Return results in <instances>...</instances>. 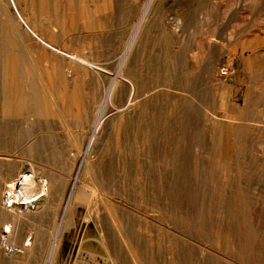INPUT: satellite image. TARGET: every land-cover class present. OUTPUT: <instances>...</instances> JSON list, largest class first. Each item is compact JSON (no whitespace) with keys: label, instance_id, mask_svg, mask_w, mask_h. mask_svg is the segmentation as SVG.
I'll return each mask as SVG.
<instances>
[{"label":"rangeland","instance_id":"374dc122","mask_svg":"<svg viewBox=\"0 0 264 264\" xmlns=\"http://www.w3.org/2000/svg\"><path fill=\"white\" fill-rule=\"evenodd\" d=\"M15 3L0 4V207L31 169L38 191L8 208L32 222L0 219V264H264V0ZM28 238L32 254L5 252Z\"/></svg>","mask_w":264,"mask_h":264},{"label":"bare ground","instance_id":"6f19581e","mask_svg":"<svg viewBox=\"0 0 264 264\" xmlns=\"http://www.w3.org/2000/svg\"><path fill=\"white\" fill-rule=\"evenodd\" d=\"M9 1V3H11V2H13L14 4H16L15 3V0H8ZM6 2V0H0V4H2V5H4V3ZM25 2V1H24ZM147 4V3H146ZM152 4V3H151ZM80 5V4H79ZM28 6H30V5H28ZM82 6H84V4H82ZM5 8H4V10L3 11H1V22H0V24H1V26L0 27H2L3 29H7V27H8V21H9V15H8V12H7V10H6V6H4ZM81 7V6H80ZM100 7V6H99ZM129 7V6H128ZM25 8V7H24ZM100 8H102V7H100ZM105 8V7H104ZM103 8V9H104ZM92 9H94V8H92ZM96 10H97V8H95ZM106 9V8H105ZM104 9V10H105ZM29 10H31V9H29ZM102 10V9H101ZM125 10V9H124ZM131 11V10H130ZM146 11V10H145ZM19 14V13H18ZM80 14V13H79ZM86 14V13H85ZM64 15V14H63ZM73 15H74V13H73ZM126 15V14H125ZM85 16V15H84ZM148 16V15H147ZM74 17V16H73ZM86 17L87 16H85V19H86ZM90 17V16H89ZM124 17V16H123ZM127 17V16H126ZM139 18H140V16H139ZM151 20V19H150ZM21 21L23 22V24L25 25V27L30 31V32H32L35 36H37V38H39L43 43H45V44H49V41L47 42V41H45L42 37H40L34 30H32L31 29V27H29L28 26V24L26 23V21L22 18L21 19ZM73 21V20H72ZM86 21V20H85ZM88 21V20H87ZM144 21V20H143ZM199 21V20H198ZM79 22V21H78ZM48 23H49V21H48ZM90 23H91V21H90ZM138 23V22H137ZM144 23V22H143ZM178 23H179V21H178ZM73 24V23H72ZM81 24V23H80ZM88 24V23H87ZM52 24H50L49 26H51ZM137 25V24H136ZM135 25V26H136ZM15 26V25H14ZM13 26V27H14ZM141 26V25H140ZM12 27V28H13ZM72 27V26H71ZM144 27V26H143ZM54 28V27H53ZM55 28H56V26H55ZM137 28V27H136ZM140 29H141V27H139ZM11 29V28H10ZM63 29V28H62ZM134 29V28H133ZM144 29V28H143ZM48 30V29H47ZM96 30V29H95ZM139 30V29H138ZM138 30H137V32H138ZM7 31V30H6ZM144 31V30H143ZM26 33H27V31H25ZM24 32V33H25ZM65 32V31H64ZM10 33V32H9ZM139 33V32H138ZM5 34V33H4ZM3 34V35H4ZM7 34H8V32H7ZM139 35V34H138ZM5 36V35H4ZM8 36V35H7ZM134 36V35H133ZM12 37V36H11ZM136 37L137 38H139V36H137L136 35ZM14 38V37H13ZM6 39H8V37H6ZM143 39V38H142ZM4 40V39H3ZM18 40V39H17ZM47 40V39H46ZM13 41H14V39H13ZM134 41H135V38H134ZM133 41V42H134ZM7 42H8V40H7ZM16 42V41H15ZM129 42V41H128ZM132 42V41H131ZM227 42V41H226ZM137 43H139V41L137 42ZM6 44V43H5ZM10 44V43H9ZM130 44V43H129ZM134 44H136L135 42L134 43H132V47H133V45ZM140 44V43H139ZM7 45V44H6ZM17 45V44H16ZM18 45H19V43H18ZM19 46H21V45H19ZM139 46V45H138ZM6 47H8V46H6ZM16 47H18V46H16ZM51 47V46H50ZM136 47H137V45H136ZM20 48V47H19ZM131 50L132 49H134V48H131V46L129 47ZM128 48V49H129ZM6 49V48H5ZM54 49V48H53ZM129 49V50H130ZM136 49V48H135ZM58 50V49H57ZM121 50V49H120ZM25 51V50H24ZM126 51H128V50H126ZM125 52V51H124ZM133 52V55H134V51H132ZM36 53V52H35ZM4 54V53H3ZM64 54H66V53H64ZM69 54V53H68ZM18 55V54H17ZM121 55V54H120ZM128 55V54H127ZM132 55V56H133ZM79 56V55H78ZM123 56V55H122ZM130 57H131V54L129 55ZM1 57V56H0ZM69 59L67 60L68 62H67V69H68V71L69 72H75L76 71V68H74V64L73 63H75L74 62V60H77L79 57H77V55L75 54V53H71V55H69ZM128 57V56H127ZM129 57V58H130ZM34 58V57H33ZM126 58V57H125ZM2 59V58H1ZM19 59V58H18ZM38 59H40L39 57H38ZM49 59V58H48ZM54 59V58H53ZM135 59V58H134ZM133 59V60H134ZM20 60H22V59H20ZM126 60V59H125ZM130 60V59H129ZM3 61H5L4 60V58H3ZM7 63L8 64H11V65H16L17 64V66H24V65H22L23 63H22V61H18L17 63L15 62V60L13 61L12 59H10V61H9V58H7ZM25 61V60H24ZM61 61V60H60ZM80 61V60H79ZM118 61V60H117ZM127 61V60H126ZM48 62V61H47ZM59 62V61H58ZM25 63V62H24ZM52 63V62H51ZM80 63V62H79ZM115 63H116V61H115ZM131 63H132V61H131ZM30 64V63H29ZM32 64V63H31ZM48 64V63H47ZM62 64H63V62H62ZM84 64H85V62H84ZM89 64V63H88ZM122 64H124V66H125V64L126 63H123L122 62ZM122 64H120V65H122ZM127 64H128V62H127ZM138 64V63H137ZM27 65V64H26ZM34 65V64H33ZM90 65V64H89ZM116 65H119V64H116ZM138 65H140V64H138ZM38 66V65H37ZM76 66V65H75ZM86 66V65H85ZM91 66V65H90ZM89 66V67H90ZM127 66H129V65H127ZM137 66V65H136ZM25 67V66H24ZM33 67V66H32ZM42 67H44V66H42ZM91 67H93V66H91ZM117 67V66H116ZM38 69H39V67H37ZM41 68V67H40ZM47 68V67H46ZM52 68H54V67H52ZM79 68V67H78ZM118 68V67H117ZM129 68V67H128ZM127 68V69H128ZM135 68V67H134ZM140 68H141V66H140ZM26 69V68H25ZM83 69V71L85 70L84 68H82ZM97 69H98V67H97ZM126 69V68H125ZM41 70H42V68H41ZM46 70V69H45ZM45 70H44V72H45ZM59 70V69H58ZM65 70V69H64ZM130 70V69H129ZM23 71H24V69H23ZM38 71V70H37ZM60 71V70H59ZM134 71V70H133ZM142 71H143V69H142ZM39 72V71H38ZM56 72V71H55ZM144 72V71H143ZM142 72V73H143ZM43 73V72H42ZM59 74H60V72H58ZM128 73H131V72H129L128 71ZM146 73V72H145ZM148 73V72H147ZM61 74H62V72H61ZM82 74V73H81ZM80 75V74H79ZM15 76V75H14ZM29 76L30 75H28V73H27V78H29ZM54 76V75H53ZM56 76H57V74H56ZM61 76V75H60ZM130 76V75H129ZM31 77V76H30ZM39 77V76H38ZM51 77V76H50ZM58 77V76H57ZM71 77H73V76H71ZM82 77V76H81ZM125 77V76H124ZM139 77V76H138ZM40 78V77H39ZM45 78H46V76H45ZM49 78V77H48ZM60 78V77H59ZM58 78V79H59ZM78 78H79V76H78ZM123 78V77H122ZM133 78H135V77H133ZM137 78V77H136ZM144 78V77H143ZM34 79H35V77H34ZM62 79V78H61ZM71 79V78H70ZM125 79H127V78H125ZM146 79V78H145ZM5 80V79H4ZM15 80V79H14ZM14 80H13V83H14ZM21 80V79H20ZM29 80H30V78H29ZM44 80V79H43ZM47 80V79H46ZM51 80V79H50ZM49 80V81H50ZM54 80V79H53ZM52 80V81H53ZM55 80H56V78H55ZM18 81V80H17ZM16 81V82H17ZM31 81V80H30ZM116 81H117V79H116ZM125 81V80H124ZM136 81H138V79H136ZM140 81V80H139ZM29 82V81H28ZM41 82V81H40ZM58 82V81H57ZM68 82V81H67ZM70 82V81H69ZM37 83V82H36ZM49 83V82H48ZM55 83V82H54ZM76 83H77V81H76ZM117 83H119V82H117ZM142 83V82H141ZM30 84V83H29ZM33 84V83H32ZM73 84V83H72ZM130 84H132V83H130ZM135 84H137V83H135ZM134 83H133V85H135ZM34 85V84H33ZM37 85V84H36ZM20 86V85H19ZM61 86V85H60ZM121 86V85H120ZM40 87V86H39ZM62 87V86H61ZM5 88V87H4ZM112 88H113V86H112ZM135 89V88H134ZM110 90V89H109ZM28 91V90H27ZM54 91V90H53ZM115 91H117V90H115ZM133 91V90H132ZM49 92V91H48ZM36 92H34V94H35ZM110 93V92H109ZM25 94H27V93H25ZM30 94H32V93H30ZM60 94V93H59ZM36 95V94H35ZM30 96H32V95H30ZM62 96V95H61ZM60 96V97H61ZM14 97V96H13ZM29 97V96H28ZM35 97V96H34ZM37 97V96H36ZM113 97H115V96H113ZM30 98V97H29ZM29 98H26V99H29ZM32 98V97H31ZM55 98V97H54ZM17 100H18V98H16ZM107 99H108V97H107ZM113 99V98H112ZM30 100V99H29ZM81 100V99H80ZM110 100V99H109ZM27 101V100H26ZM54 101V100H53ZM112 101V100H111ZM31 102V101H30ZM132 102V101H131ZM130 102V103H131ZM37 103H38V101H37ZM109 103V102H108ZM112 103V102H111ZM15 105V104H14ZM82 105V104H81ZM81 105H80V107H81ZM19 107V106H18ZM29 107H30V105H29ZM35 107V106H34ZM105 107V106H104ZM121 108V107H120ZM44 109V108H43ZM14 110H15V108H14ZM30 111V110H29ZM102 111V110H101ZM98 112V111H97ZM104 112V111H103ZM95 113V112H94ZM24 115V114H23ZM25 116V115H24ZM33 116V115H32ZM122 116V115H121ZM11 117V116H10ZM28 117V116H27ZM97 118H98V116H97ZM100 118V117H99ZM98 118V120H97V122H96V124L95 125H98V123H99V119ZM101 122V121H100ZM94 125V124H93ZM27 127V126H26ZM95 128V127H94ZM98 129V128H97ZM86 134V133H85ZM94 134H96L95 132H94ZM88 135V134H87ZM86 135V136H87ZM85 136V137H86ZM84 137V136H83ZM90 137H91V134H90ZM80 141V140H79ZM94 141V140H93ZM91 142V141H90ZM89 142V143H90ZM117 142V141H116ZM78 143V142H77ZM81 144H82V142H81ZM91 144V143H90ZM75 146V145H74ZM89 146V145H88ZM80 148V147H79ZM116 148V147H115ZM81 150V149H80ZM84 156H85V154H84ZM99 158V157H98ZM96 159V158H95ZM92 160H94V159H92ZM91 162H93V161H91ZM90 162V163H91ZM97 162V161H96ZM94 163V162H93ZM41 164V163H40ZM98 164V163H97ZM82 165V164H81ZM95 165V164H94ZM100 164H98V166H99ZM100 167V166H99ZM98 167V168H99ZM97 167H95V169H96ZM90 170H91V172L93 173V175L96 177V174H95V170L93 171L91 168H89ZM52 170V169H51ZM86 170V169H85ZM96 171H99V170H97L96 169ZM34 173V174H33ZM51 173V172H50ZM103 173V172H102ZM33 175L35 176V172H32V169L30 170V171H27L24 175H18V177H16L15 178V180L14 181H16V180H18V186H19V188H21V190H20V192L22 193V195H23V197L25 198V202L28 204V202L30 201V199H31V196H33L38 190L36 189L37 187H38V183L35 181V179H33ZM92 175V176H93ZM4 176H6L5 174H4ZM104 176V175H103ZM110 176H112V175H110ZM3 177V176H2ZM36 177V176H35ZM105 177V176H104ZM4 178V177H3ZM97 178V177H96ZM95 179V178H94ZM99 179V178H98ZM102 179V178H101ZM105 179H106V177H105ZM111 179H112V177H111ZM41 180V179H40ZM93 180V179H92ZM97 180V179H96ZM103 180V179H102ZM13 181V182H14ZM42 181V183H43V181L44 180H41ZM98 182H99V180H97ZM106 181V180H105ZM107 182H108V180H107ZM3 183H5V181L3 180V179H1L0 180V191H1V189H2V185H3ZM64 183V182H63ZM101 183V182H100ZM20 184V185H19ZM9 184L7 183V186H8ZM37 185V186H36ZM102 185V184H101ZM85 186V185H84ZM105 186V185H104ZM99 187V186H98ZM101 187V186H100ZM43 188V191L46 189L45 187H42ZM96 188V187H95ZM102 188V187H101ZM83 189H86V188H83ZM91 189H93V188H91ZM100 189V188H99ZM37 190V191H36ZM42 190V189H41ZM96 190V189H95ZM92 191H94V190H92ZM98 191V190H97ZM42 192V191H41ZM45 192V191H44ZM82 192V191H81ZM85 192V191H84ZM5 193V192H4ZM87 193V192H86ZM91 193V192H90ZM89 193V194H90ZM94 193H96V191L94 192ZM94 193H92V195H94ZM88 194V198H86L87 200H88V202L90 201V195ZM82 195H84V194H82ZM97 195V194H96ZM3 196H4V194H3ZM75 196V195H74ZM76 197V196H75ZM87 197V196H86ZM100 198H102V197H100ZM104 199V198H103ZM47 203V202H46ZM92 203V202H91ZM87 204V203H86ZM93 204V203H92ZM47 205V204H46ZM88 205V204H87ZM91 205V204H90ZM1 208V207H0ZM15 208V207H14ZM13 208V209H14ZM43 208V207H42ZM43 209H45V208H43ZM42 209V210H43ZM13 211V210H12ZM18 211V213H10L9 211H8V208L6 209V207L4 208L3 207V209L1 208V212H0V219H7V221L8 220H10V218H11V220L12 221H10L11 223H13L14 225H19L21 222H22V220H26V219H28V218H30L31 219V222H32V218L31 217H26L27 216V214L23 211V212H20L19 210H17ZM34 212H36V211H34ZM40 212V211H39ZM108 212V211H107ZM110 212H113V211H111L110 210ZM113 213H116V212H113ZM23 215H26V216H23ZM28 215H30V214H28ZM38 215V214H37ZM114 216H111L110 215V218H112V221L113 222H118V220H117V218H116V216L118 215H116V214H113ZM116 215V216H115ZM31 216V215H30ZM39 216V215H38ZM33 217H34V215H33ZM118 219H119V216H118ZM36 220V219H35ZM35 220H34V224H35ZM1 221V220H0ZM28 221V220H27ZM108 221V220H107ZM111 221V220H110ZM111 221V222H112ZM29 222H30V220H29ZM121 222V221H120ZM8 223V222H7ZM10 223V224H11ZM10 224H5L4 225V227H5V229H3L4 231L3 232H10L11 231V225ZM109 225H110V223H109ZM112 225H113V223H112ZM116 225H117V223H116ZM111 226V225H110ZM113 226H115V225H113ZM31 227H33V226H31ZM119 227V226H118ZM122 227H123V225H122ZM37 228V227H36ZM113 228V227H112ZM116 229V228H115ZM30 230H31V228H30ZM34 230H35V228H34ZM33 231V230H32ZM117 231V230H116ZM113 232V231H112ZM13 233V232H12ZM30 233H32V232H30ZM15 234V233H14ZM17 234V233H16ZM33 234V233H32ZM99 234V233H98ZM37 235V234H36ZM103 235V234H102ZM101 235V236H102ZM116 235V234H115ZM115 235H113V236H115ZM5 237H6V235H4ZM29 236H30V234H29ZM124 236V235H123ZM128 236V235H127ZM30 238H31V236H30ZM30 238H28L27 239V241L26 242H23L21 245H20V247H14L13 248V250L10 252L9 250H7L8 248L6 247V249H4L5 250V252H7V253H9V255H10V257L11 256H14V255H18L19 253H22L23 251H25V250H28V253L30 254H32V250H31V248H30V246L29 245H31V241H30ZM33 238V237H32ZM104 238V237H103ZM124 238V237H123ZM118 239V238H117ZM106 241V240H105ZM123 241H125V239L123 240ZM1 242V241H0ZM106 243V242H105ZM129 243V242H128ZM127 242H126V244H128ZM101 244H103V242H101ZM129 244H131V243H129ZM57 245V242H56V244H55V246ZM107 245V244H106ZM120 245V244H119ZM5 246H7V245H5ZM13 246V245H12ZM59 246V245H58ZM57 246V247H58ZM51 247V246H50ZM106 249H108V247L106 248ZM127 249H128V251H129V253H130V255H131V257L132 258H134L135 259V255H136V253L135 252H133L132 250H133V248L131 249V247H130V245L128 246L127 245ZM55 251H57V250H55ZM119 251V250H118ZM136 251V250H135ZM137 252V251H136ZM90 253V252H89ZM119 253V252H118ZM117 253V254H118ZM48 254V253H47ZM95 254V253H94ZM110 254V253H109ZM4 256L6 255V254H3ZM99 255V254H98ZM119 255V254H118ZM137 255H139V254H137ZM31 256V255H30ZM113 256V255H112ZM117 256V255H116ZM47 257V256H46ZM120 257V255L118 256V258ZM137 258V257H136ZM11 259V258H10ZM93 259V258H92ZM116 259V258H115ZM120 259V258H119ZM18 259H16V258H12V261L13 262H15V261H17ZM103 260V259H102ZM107 260V259H106ZM111 260V259H110ZM137 260V259H136ZM11 261V262H12ZM91 261V260H90ZM112 261V260H111ZM12 262V263H13ZM18 262V261H17ZM92 262V261H91ZM132 262H133V259H132ZM137 262H138V260H137ZM103 263V262H102ZM101 263V264H102ZM133 263H135V262H133ZM142 263V262H141ZM140 263V264H141ZM86 264V263H85ZM89 264H91V263H89ZM93 264V263H92ZM113 264H115V263H113ZM119 264V263H118ZM136 264V263H135ZM145 264V263H144Z\"/></svg>","mask_w":264,"mask_h":264},{"label":"built area","instance_id":"2783aa9c","mask_svg":"<svg viewBox=\"0 0 264 264\" xmlns=\"http://www.w3.org/2000/svg\"><path fill=\"white\" fill-rule=\"evenodd\" d=\"M42 185H44V182ZM20 190L21 188L18 186V180L9 183L3 196V204L5 207L10 208L12 206L19 205V207L29 208L30 206L34 205L33 202L37 197L31 198L27 204ZM13 248L14 247H9L8 250L11 252Z\"/></svg>","mask_w":264,"mask_h":264}]
</instances>
